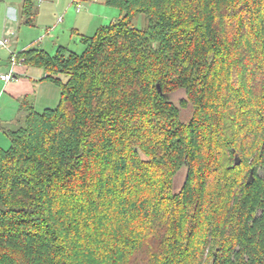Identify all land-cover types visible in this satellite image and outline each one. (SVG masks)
Wrapping results in <instances>:
<instances>
[{
  "label": "trees",
  "instance_id": "16d2710c",
  "mask_svg": "<svg viewBox=\"0 0 264 264\" xmlns=\"http://www.w3.org/2000/svg\"><path fill=\"white\" fill-rule=\"evenodd\" d=\"M105 3L82 52H17L61 97L5 130L0 264H264V0Z\"/></svg>",
  "mask_w": 264,
  "mask_h": 264
},
{
  "label": "rangeland",
  "instance_id": "374dc122",
  "mask_svg": "<svg viewBox=\"0 0 264 264\" xmlns=\"http://www.w3.org/2000/svg\"><path fill=\"white\" fill-rule=\"evenodd\" d=\"M79 1L81 4V12L80 14H77L76 10V2L74 0H46V2L42 5V15L39 21L40 25H36L35 28H30L31 31H42V35L45 34V28L46 26L53 27V30L51 32H55V30H59L60 33V39L63 44H66L69 46V48L75 52H82L84 49L83 44L81 43L80 40V35L76 33H72L70 27H68L66 24L67 22L71 21L73 14L75 13L76 15H83L86 13L87 9L89 7H94L95 11L101 14V16H106V20L104 21V25L109 24L112 20L120 18L123 14L122 11L113 6H109L105 3L106 0H76ZM44 6V10H43ZM14 16L19 17V13H13ZM59 16H62L65 18V23L57 22V18ZM69 19V20H68ZM100 22V21H98ZM41 24H44L41 25ZM132 24L134 27L138 29H144L149 25V19L148 17L143 14V13H138L132 20ZM3 25V17L2 14L0 13V30ZM93 25L91 24L89 28L87 29L88 35H93L96 31L93 29ZM67 26V27H66ZM17 29L20 27L22 30L23 29H28L24 24H20V22H17ZM55 28V29H54ZM19 33V32H18ZM55 34V33H53ZM56 36V35H55ZM3 37V34H0V39ZM12 46V47H11ZM10 50H14L13 48V37L11 38L10 42V47L6 48L0 45V55L5 57L6 60L8 61V65L10 64ZM56 51V50H55ZM53 51V53L55 52ZM17 52V51H16ZM19 52V51H18ZM31 70L34 72L40 71L38 67H33L30 66ZM30 70V71H31ZM7 69L4 68V65H0V72H6ZM30 73H28L29 76ZM26 78V77H24ZM23 79V76L21 77ZM65 79V78H63ZM2 82H0V125L4 126L8 129H17L20 127L23 122L24 118L26 115V110L22 107L23 100L26 98L27 101L34 106V108L38 111H42L45 108H54L58 105L61 97V88L54 83L53 85V91L46 90L44 93L41 88H34L35 91H31L32 87L26 85L25 83L20 86V90L23 92V97L20 100H14L8 98L9 94V88L12 84H9V86L3 89L2 88ZM185 91L184 90H179L175 93L171 94V100H173L176 104H179V101L181 98L185 97ZM192 115V108L189 106L188 108L182 109V118L184 120L188 119ZM0 146L3 148H8L10 146V139L7 135V133L3 132L0 128ZM261 175H264V170L261 169L259 171ZM186 176V170L185 168H181L179 172L176 174L175 179H174V185L172 192H176L180 189L182 186Z\"/></svg>",
  "mask_w": 264,
  "mask_h": 264
},
{
  "label": "crops",
  "instance_id": "0c3cea01",
  "mask_svg": "<svg viewBox=\"0 0 264 264\" xmlns=\"http://www.w3.org/2000/svg\"><path fill=\"white\" fill-rule=\"evenodd\" d=\"M23 1L24 0H0V13L2 14L3 17V25L1 27L0 34H3V36H9L10 39L13 37L14 51L18 52L28 48H39V49H45L53 53V51H55L57 47L60 45L67 46L69 48L68 45L63 44L61 42L59 36L60 35L59 30H55V32H51L53 30V27L46 26L45 28L46 31L44 35H42L43 33L42 31L38 30L34 33V31H31L30 29V28H35L36 25H40L39 21L41 16H43L42 5L46 2V0H40L37 2V15L35 17L34 23L32 25L24 24L28 29L22 30L20 27H18L17 29L16 27L17 22L19 21L20 24H23L24 21V19L22 18ZM43 10H44V6H43ZM86 11L87 12L84 13L83 15H76L75 13H72L73 17L71 21L70 22L68 21L66 24L68 27H70L72 33L88 35L87 29L91 24H94L93 29H95V31L101 25H104L105 23L104 21L107 18L106 16L103 15L101 16V14L95 11L94 7H89ZM14 12L19 13V17L14 16L13 14ZM80 12L77 11V14H80ZM56 21L58 22V18ZM65 21L66 20L63 17L62 22L65 23ZM41 25L44 26V24ZM6 56L7 54H5V57L4 55L3 56L0 55V65L3 64L4 68L8 70L9 66L7 67L8 61L6 60ZM30 68H31L30 66L24 64H18L15 68V76H16L15 79L11 80L8 83H5L0 79V82L3 83L1 89H3L6 86L5 91L6 88L9 86V84H12L9 88L8 98L14 100H20L23 97V92L20 90V86L23 85L24 83L26 85L29 84V86L32 87L31 91L36 92L37 88H41V90H43L44 93H46L45 92L46 90H49L51 92L53 91V85H52L53 83L45 79L43 80V78L46 76V72L42 68H40L39 69L40 71L38 72H34ZM28 73H30L29 76H26L28 75ZM22 76L23 79H21ZM34 88L36 89L34 90ZM0 128L3 132H5V130L7 129L6 127L1 125Z\"/></svg>",
  "mask_w": 264,
  "mask_h": 264
},
{
  "label": "built area",
  "instance_id": "2783aa9c",
  "mask_svg": "<svg viewBox=\"0 0 264 264\" xmlns=\"http://www.w3.org/2000/svg\"><path fill=\"white\" fill-rule=\"evenodd\" d=\"M77 4L76 6V10L79 12L81 10V4L79 1H76L74 0ZM96 1V0H94ZM63 20V17L62 16H59L58 17V22H61ZM10 42H11V39L9 36H3L1 39H0V45L3 46V47H6V48H9L10 47ZM23 59H20L18 57V53L14 50H10V64H9V68L6 72H0V79L5 82V83H8L10 82L11 80L15 79L16 76H15V68L18 64H21Z\"/></svg>",
  "mask_w": 264,
  "mask_h": 264
},
{
  "label": "water",
  "instance_id": "95a60500",
  "mask_svg": "<svg viewBox=\"0 0 264 264\" xmlns=\"http://www.w3.org/2000/svg\"><path fill=\"white\" fill-rule=\"evenodd\" d=\"M239 163V162H238Z\"/></svg>",
  "mask_w": 264,
  "mask_h": 264
}]
</instances>
